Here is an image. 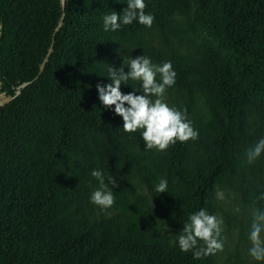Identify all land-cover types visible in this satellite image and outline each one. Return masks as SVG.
I'll return each mask as SVG.
<instances>
[{"label":"trees","instance_id":"16d2710c","mask_svg":"<svg viewBox=\"0 0 264 264\" xmlns=\"http://www.w3.org/2000/svg\"><path fill=\"white\" fill-rule=\"evenodd\" d=\"M144 2L167 54L137 21L103 30V17L123 15L127 0H68L64 12L60 0H0V93L13 97L0 106V264H217V253L196 259L177 242L190 215L204 209L216 216L215 183L236 179L244 205L264 210V183L253 185L240 170L255 134L244 101L264 106V0ZM179 17L215 55L212 64L197 67L174 49L169 35ZM131 44L140 49L136 57L171 62L176 77L168 89L185 90L183 111L197 139L145 151L139 133H124L122 118L100 103L96 85L111 82L107 65L119 69ZM139 88L130 80L120 90ZM196 93L210 110L204 129L192 123ZM203 149L212 162L191 186L186 160ZM65 156L77 161L75 178L60 167ZM93 170L118 181L113 217L89 219ZM161 179L168 188L159 194ZM157 222L172 231V243L147 235Z\"/></svg>","mask_w":264,"mask_h":264},{"label":"clouds","instance_id":"9594fccd","mask_svg":"<svg viewBox=\"0 0 264 264\" xmlns=\"http://www.w3.org/2000/svg\"><path fill=\"white\" fill-rule=\"evenodd\" d=\"M68 0H63L67 7ZM144 0H127V7L121 13L111 11L103 17V30L117 31L122 25H131L137 21L140 25L151 28L154 16L145 13ZM3 24L0 23V31ZM122 65L119 69L107 65L108 80L105 85L97 84L98 99L105 109H112L114 114L121 117L124 133L131 136L139 133L144 142L145 151H165L176 142H187L198 138V132L187 119L186 112L169 107L164 101V95L169 87L175 84L176 73L171 62L162 65L152 63L150 58L140 55L128 58V71ZM158 77V78H157ZM137 82L139 90L127 94L121 92V85L129 81ZM140 92L141 95L136 93ZM127 105V107L125 106ZM264 152V138L249 151V163ZM91 176L98 181V187L92 192L90 202L102 209L111 208L115 203L113 188L118 187V181L112 175L107 177L100 170H93ZM110 185V186H109ZM167 180L161 179L155 187V192H167ZM223 198V193H217ZM264 199V196L261 197ZM238 211V209H237ZM223 221L221 218L210 215L206 210L190 215L188 222L178 237V246L181 252L193 251L194 258L214 255L223 251V241L220 239ZM264 210L256 209L253 212L250 226L249 240L251 247L249 256L255 261H264ZM202 245V246H201Z\"/></svg>","mask_w":264,"mask_h":264},{"label":"rangeland","instance_id":"374dc122","mask_svg":"<svg viewBox=\"0 0 264 264\" xmlns=\"http://www.w3.org/2000/svg\"><path fill=\"white\" fill-rule=\"evenodd\" d=\"M177 27V33L169 35L170 41L177 53L180 56L186 57L192 65H196L197 67H201L203 64H212L215 55L206 51L197 40L189 28V21L187 19L184 20L183 17H179ZM144 38L164 54H167L165 45L162 43L156 28L151 27L145 32ZM129 47L132 49V52L127 51L122 55L121 65L125 67V72L128 71V58H135L134 53L140 52L136 44H131ZM152 63L162 65L161 63ZM206 93L210 103L213 104L215 102L214 92L208 91ZM0 94H2L3 98L6 97L4 93ZM141 94L140 92L137 93V95ZM194 99L196 105L192 108V123H197L201 126V129L207 128L210 110L205 107L203 103L204 97L200 93H196ZM164 101L169 107H175L177 110L183 111L188 99L184 89L173 88L167 89ZM244 108L248 112V129L253 130L255 133V146L258 141L264 138V106L256 101L245 99ZM251 149L249 148L247 151L240 170L247 175L253 185H260L264 183V155L261 153L258 158L249 163L248 153ZM46 155H49V151H46ZM211 156H213L211 151L206 149L198 150L197 153L191 150V156L186 160L185 164L191 186L197 183L200 173L212 162ZM60 167L69 177L75 178L79 173L77 161L71 156H65L60 162ZM237 185L238 182L235 179L233 182H217L214 186L216 216L223 221L220 236V239L223 241V251L217 252V264H264V261H255L248 254V250L251 247L249 232L254 211L246 207L241 201ZM218 192L223 193L222 199L218 198ZM141 193L147 200H150L146 190H142ZM85 209L90 220L110 218L118 213L115 203L108 209H102L94 204L92 206L86 205ZM147 235L161 241L173 242L172 231L158 222L155 230L147 231Z\"/></svg>","mask_w":264,"mask_h":264},{"label":"water","instance_id":"95a60500","mask_svg":"<svg viewBox=\"0 0 264 264\" xmlns=\"http://www.w3.org/2000/svg\"><path fill=\"white\" fill-rule=\"evenodd\" d=\"M60 3H61V9H62V12H64L65 7L63 6V0H60ZM64 17H65V15H64V13H62V15H61V20H60V22H59V25H58L57 28L55 29V33H56V32L59 30V28L62 26V23H63ZM55 33H54V34H55ZM52 45H53V43H52ZM51 51H52V46H51V48L49 49V52H48L47 56L45 57L44 61H43L42 64L40 65V72H39V73H41V72L43 71L46 62L48 61V57H49V54H50ZM37 78H38V76L35 77L33 81H35ZM33 81H32V82H33ZM28 84H29V83L26 82V83L20 85L19 88H18V90L24 88V87L27 86ZM16 94H19V91H18ZM0 96H2V94H0ZM12 99H13V97L6 96V97L3 99L2 104H0V106L6 104V103H8V102H10Z\"/></svg>","mask_w":264,"mask_h":264},{"label":"bare ground","instance_id":"6f19581e","mask_svg":"<svg viewBox=\"0 0 264 264\" xmlns=\"http://www.w3.org/2000/svg\"><path fill=\"white\" fill-rule=\"evenodd\" d=\"M3 99H4V98H3V96H0V102H2V101H3Z\"/></svg>","mask_w":264,"mask_h":264}]
</instances>
